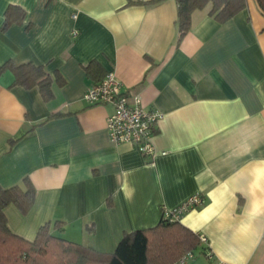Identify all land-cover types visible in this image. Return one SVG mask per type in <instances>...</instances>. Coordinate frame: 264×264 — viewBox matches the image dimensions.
Listing matches in <instances>:
<instances>
[{"label": "crops", "instance_id": "1", "mask_svg": "<svg viewBox=\"0 0 264 264\" xmlns=\"http://www.w3.org/2000/svg\"><path fill=\"white\" fill-rule=\"evenodd\" d=\"M20 22L0 28V65L32 61L52 96L0 72V185L34 186L30 210L4 212L29 239L40 225L112 252L125 231L159 222L196 191L203 205L180 222L206 242L184 264H264V13L255 0L224 22L191 13L179 39L176 0H0ZM75 14V15H73ZM77 30L72 35V30ZM114 71L162 117L152 158L109 139L110 103L88 104V86ZM177 264V263H173Z\"/></svg>", "mask_w": 264, "mask_h": 264}, {"label": "trees", "instance_id": "2", "mask_svg": "<svg viewBox=\"0 0 264 264\" xmlns=\"http://www.w3.org/2000/svg\"><path fill=\"white\" fill-rule=\"evenodd\" d=\"M178 38L190 28L191 13L210 5L208 13L224 22L246 6V0H176ZM264 13V0H255ZM24 10L9 4L4 11L1 30L20 22ZM7 66L13 73V82L25 87L37 86L44 99L52 96L51 76L42 64L32 61L14 64L6 60L0 72ZM35 198L31 181L24 177L21 184L0 185V264H173L187 251L199 244L198 233L180 222L161 215L158 223L147 228L125 231L112 252H100L53 232L62 229V222L47 221L39 226L34 238H26L14 232L7 221L4 208L14 204L22 213L30 210Z\"/></svg>", "mask_w": 264, "mask_h": 264}, {"label": "built area", "instance_id": "3", "mask_svg": "<svg viewBox=\"0 0 264 264\" xmlns=\"http://www.w3.org/2000/svg\"><path fill=\"white\" fill-rule=\"evenodd\" d=\"M76 33L77 30L73 29L72 35ZM82 98L88 104L110 103L112 105V111L106 118V128L111 141L131 142L144 154L152 158L156 155L152 134L162 117V112L145 108L141 104L139 94L130 96L114 71H107L99 81L88 86ZM204 197L201 191L193 192L175 206L163 208L162 214L169 216L171 220L180 219L188 210L203 205ZM198 236L201 242L207 241L205 235L198 234ZM193 256V251H187L179 258L177 264H184Z\"/></svg>", "mask_w": 264, "mask_h": 264}]
</instances>
